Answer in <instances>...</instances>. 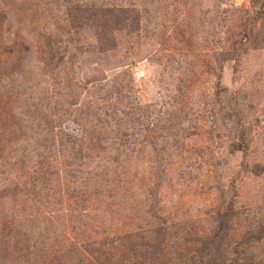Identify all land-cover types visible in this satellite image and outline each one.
Returning <instances> with one entry per match:
<instances>
[{"label": "rangeland", "instance_id": "1", "mask_svg": "<svg viewBox=\"0 0 264 264\" xmlns=\"http://www.w3.org/2000/svg\"><path fill=\"white\" fill-rule=\"evenodd\" d=\"M0 264H264V0H0Z\"/></svg>", "mask_w": 264, "mask_h": 264}, {"label": "trees", "instance_id": "2", "mask_svg": "<svg viewBox=\"0 0 264 264\" xmlns=\"http://www.w3.org/2000/svg\"><path fill=\"white\" fill-rule=\"evenodd\" d=\"M254 5V4H253ZM239 150H242L245 152V148H240ZM231 209H233L232 204L230 203L229 205H227V207L224 209V212L221 213L220 216V223H219V228L216 230V232H219L220 230H223V228H225V219L227 218V215L231 212ZM217 235V233H216ZM261 235H263V229L261 228L260 234L259 236H257V238L261 237ZM211 243H213L212 241H209L207 246L205 245L206 249H209L211 246H209Z\"/></svg>", "mask_w": 264, "mask_h": 264}]
</instances>
